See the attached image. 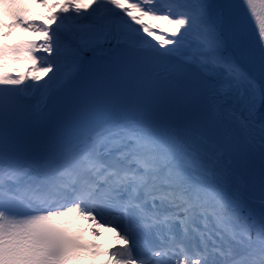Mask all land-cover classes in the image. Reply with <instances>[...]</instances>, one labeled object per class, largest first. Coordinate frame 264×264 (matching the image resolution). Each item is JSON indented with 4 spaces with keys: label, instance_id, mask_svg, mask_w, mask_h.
<instances>
[{
    "label": "snow or ice",
    "instance_id": "snow-or-ice-1",
    "mask_svg": "<svg viewBox=\"0 0 264 264\" xmlns=\"http://www.w3.org/2000/svg\"><path fill=\"white\" fill-rule=\"evenodd\" d=\"M36 3L0 0L43 34L0 44V264H264V0Z\"/></svg>",
    "mask_w": 264,
    "mask_h": 264
},
{
    "label": "bare ground",
    "instance_id": "bare-ground-1",
    "mask_svg": "<svg viewBox=\"0 0 264 264\" xmlns=\"http://www.w3.org/2000/svg\"><path fill=\"white\" fill-rule=\"evenodd\" d=\"M29 1V3L31 4L32 8L34 9V16L32 20L35 21H40L46 25L52 26V22L49 21L46 17L49 14V10L47 8L41 7L38 3H36V0H27ZM63 0H48V3H62ZM57 10V9H53L52 11ZM1 21V20H0ZM163 24H160V27H162ZM163 28V27H162ZM3 31H11V35L7 36V37H0V42H5V41H13L15 40L17 37H32L35 38L37 40L41 39L43 34L42 33H34L31 31H22L19 28H13V29H7L4 27H0V32ZM155 43V41H154ZM43 55H46L45 53ZM42 77V73H39ZM25 83H31L30 80L26 81ZM228 161V157H225V162ZM233 170H234V179L236 181V183L241 187V188H245L247 187V183L244 180V178L236 171V169L232 166ZM251 196L255 202V206L258 208L260 205V200H258L257 198L254 197V194L251 192ZM110 239H107L106 241L103 242V247L104 249L110 248L112 247V243H110Z\"/></svg>",
    "mask_w": 264,
    "mask_h": 264
},
{
    "label": "rangeland",
    "instance_id": "rangeland-1",
    "mask_svg": "<svg viewBox=\"0 0 264 264\" xmlns=\"http://www.w3.org/2000/svg\"><path fill=\"white\" fill-rule=\"evenodd\" d=\"M85 2L88 3V2H90V0H85ZM54 11H57V10H54ZM162 27L165 28V27H170V26L163 24ZM42 75L44 76L43 73H42ZM98 231L100 232V235L98 236V238L101 239V241L111 239L113 237V236H111V229L110 228H107V229L101 228V230H98ZM111 243H112V245H115L117 242L112 238Z\"/></svg>",
    "mask_w": 264,
    "mask_h": 264
}]
</instances>
